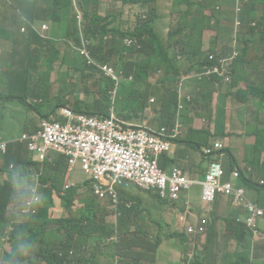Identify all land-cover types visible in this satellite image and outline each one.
<instances>
[{
  "label": "trees",
  "instance_id": "16d2710c",
  "mask_svg": "<svg viewBox=\"0 0 264 264\" xmlns=\"http://www.w3.org/2000/svg\"><path fill=\"white\" fill-rule=\"evenodd\" d=\"M78 1L81 4L79 8L83 11V21L78 18L75 9L76 0H33L32 2L0 0V44L4 45L8 42L7 44L12 48L8 58H16L18 63L23 64L26 68L25 77L32 82L27 95L22 96V100L17 98L16 105L29 104L30 100L27 101V98L30 95L43 96L46 100L58 99L61 101L60 106L70 105L75 111L85 112L88 115H109L113 105L111 91L115 82L99 68L89 66L86 57L83 64L81 56L61 55L59 51H55L54 64L60 62L61 66H67V70L60 71L57 95L52 98L49 96V90L56 86V79L52 80L53 73L43 67L42 61L51 56V50L56 44L51 41H72L79 49L84 37L89 43L87 48L91 49L95 59L101 62L112 61L113 66L123 68L128 76L133 75V80H124L117 91L118 96L127 93L130 97L131 120L139 117L148 107L152 89L149 84L150 79L154 75L157 76L159 71H164L155 86L158 91L161 90L159 113L161 124L175 125L182 111L189 104L186 96L180 97L178 82L189 85L190 91L186 95L193 101L196 100V96L200 97L205 110L210 112L211 99L205 94L204 89L216 85L231 95V91L236 90L239 81L242 80L243 72L244 74L246 72L245 69L237 68L240 60L246 61L244 47L251 42V37L256 35H259V39L254 40L257 48L264 45V15L258 19L257 26L251 23L258 14H264V0H251L241 9L238 16L224 10L221 5L223 0H172V11L178 18L170 24V28L168 27L166 37L157 30L158 13L155 9L149 10L142 17L138 16L133 30H122L118 25V15L109 14L106 17L100 15L97 0ZM160 1L164 0H127L131 4L141 3L142 7ZM42 3H46V6ZM17 9L21 13L20 17L17 15ZM37 19L49 20L53 23V27L50 38H43L44 42L30 52L28 45L31 44L32 36L39 34L45 37L40 28L34 24ZM207 30L216 31L214 37L216 40L203 51L204 34ZM137 37L141 41L137 40ZM95 39L97 42L94 41ZM49 44H52V47ZM208 53L224 56L237 53L233 62L231 82H223L217 75H214L215 79L212 82H201L198 75L207 70L206 66H202L201 60H208ZM185 63L187 66L184 65ZM37 64L45 69L42 73L37 70ZM81 65H84L85 69ZM182 73L195 74L196 85L189 84L186 78L180 77ZM177 77L180 78L178 82L175 80ZM138 83L139 87H136ZM141 87L145 88L143 99L136 96L137 90ZM78 93H86L87 98L84 102L82 98H77ZM237 94L233 98L228 97V107L244 112L252 120L255 112L251 97L241 87L238 88ZM71 96L73 100L70 99ZM3 99H6L7 103H12L15 97ZM180 103L185 106L182 110L179 108ZM225 109L226 106L220 109V113H225ZM260 109L264 113V101ZM131 125L140 127L143 124ZM254 132L256 137L254 162H264V128L256 125ZM209 137L205 140L207 146L213 144V137ZM22 143L27 147L26 159ZM230 152L228 143L219 153L229 156ZM3 156V161L8 165L12 163L25 169L23 178H18L22 187L26 183L23 194L33 202H37L39 194L42 208L39 217L16 228L10 227L7 236H0V264L3 255H6L10 264H39V261H44L46 264H102L99 254L110 260L107 264H115L116 257L119 258L120 264H161L157 246L162 241L164 243L165 236L159 233L160 235L154 238L156 244L153 246L149 226L143 229L137 225L131 233L132 237H125L128 232L122 229L123 221L126 217L134 215L137 206L132 201L133 198L124 190H118L123 210L119 223L115 226L107 222L106 208L93 194L89 183L75 186L70 173H75L77 170L73 168L70 171L69 164L65 160L38 156L30 149L28 141L18 140L9 146L8 153ZM27 164H30L34 170L29 171ZM32 175L39 180L38 192L29 186ZM260 175L256 169L246 172L238 168L232 174L225 173L223 180L233 181L231 179L233 177L237 182L233 181L234 187L245 191L248 190L247 187H260L264 200V185H260L259 178L257 179ZM63 183L65 189L62 191ZM9 185V182L0 181V191L6 198H8ZM87 186L90 187L94 200H91L90 194L82 195L81 190H85ZM56 197L61 201L63 212H68L69 215L52 216L50 208L56 204ZM153 197L163 203L158 197ZM230 200L232 204L231 197ZM47 201L50 202L48 206H46ZM76 201L80 203L78 209L80 211L75 216ZM38 219H42L41 226L35 227ZM3 226H6V222L0 223V232L3 231ZM158 227L159 231L164 229L163 225ZM240 228L241 225L235 228V225L233 226L229 221L228 229L237 233L232 246L234 255L220 257L218 251L221 245H218L217 252H211L212 245L208 246L206 240L209 238L213 240L212 235L199 233L197 240H188V249L184 256L181 255V264H261L259 258L264 253H259L252 245L250 240L252 233L247 227L245 226L247 237L241 233ZM116 236L120 239L115 240ZM166 239L170 246V240ZM6 245L10 247L8 253L5 250ZM199 245H202V250L198 249ZM26 247L30 248L31 254H28ZM165 264H175L169 261L168 254L165 255Z\"/></svg>",
  "mask_w": 264,
  "mask_h": 264
},
{
  "label": "crops",
  "instance_id": "0c3cea01",
  "mask_svg": "<svg viewBox=\"0 0 264 264\" xmlns=\"http://www.w3.org/2000/svg\"><path fill=\"white\" fill-rule=\"evenodd\" d=\"M27 2H32L33 0H26ZM127 1V0H126ZM264 14H258L257 18L262 17ZM41 21V23H46L47 20H42V19H37L35 22ZM41 24V25H42ZM41 25L39 26L41 28ZM23 29V28H22ZM25 31V29H24ZM258 39L257 36L251 37V42L246 45L245 48V60H240L239 68L240 70H246L245 74L243 72V78L242 80L239 81V84L237 86L236 90L231 91V95L226 92L225 89H220L218 86H213L212 88H206L204 89L205 91L207 90H212L213 92H218L221 95L224 93L226 98H233L235 97L238 92V88H244L248 94L249 97H251V104L253 106L254 112H255V117L251 120L253 122V129L249 131V135H244L249 138L252 136L254 137V143L252 145L253 151L251 146V153L253 152V156L250 157L248 156H237L236 154L230 152V155H225L223 153H215L212 156H205L202 152V147L206 146L205 140L208 138L211 133L210 137H213V143L216 141H221V140H216V135L220 134L219 132V127L218 126L217 130L212 131L209 129H204L206 131L204 133V145L201 146L199 145L198 141H194L192 139L193 137V132H192V127L190 126V121L192 118H194V112H196V105H200V129H203L205 124L207 123V119L205 118L204 114L205 112H208L205 110L204 104L200 97L196 96V100L193 101L192 106H189L188 110L182 111L181 116L177 120L178 123L181 124V134L179 137L176 139V141L173 142V145L171 146L172 149L170 152L166 153L162 159H161V165L164 166V169L171 172L172 169L175 167L181 168L185 174H187L191 179L196 180L197 182L188 190H185L184 192L181 193L180 199L175 201L174 203H167L166 201L160 202L154 199V195H151L147 192L134 195L132 192H128L132 189L128 188L125 189L124 191L129 195V197L133 198L134 204L137 206V210L135 211L133 216L126 217V219H133V222L130 223L128 227L122 226V229L124 231L127 230L128 234L125 236L127 238L132 237L131 233L135 230L137 225H140L143 229L147 228L149 226V229L151 230V233L154 232V238L157 235H160L154 228L151 219L153 222H155L158 226L163 225L159 221H156L152 217V212L148 209L150 217L147 215L145 210L143 209V206L146 202L150 200L153 204L157 205L158 207L161 208L162 212L169 213H177L180 214V216L184 213H187L189 210L193 213V216L196 218H201L206 215V210H208V207L203 205L202 202V181L205 179V174L209 168L210 163L213 160H219L223 163L225 173H230L232 174L233 171H235L238 168H242L246 172H250L253 169H256L258 174H264V162H254L255 158V132L254 128L256 125H259V128H264V113L261 112V103L264 101V45H261L260 48H257V45L254 43V40ZM43 38L38 34V36L33 35L31 38V44L28 45L30 52L37 49L41 43H43ZM12 52V48L10 46V51L6 52L4 45L1 46L0 44V87L4 88V91L6 94H1L0 95V100L3 98H11L15 97L13 99V104L18 103V99L22 100V96L27 95V91L29 88L32 87V82L27 80L25 77V66L23 64H20L17 62L16 58H8L9 54ZM56 68H55V74L57 73L56 77V86L54 89L49 90V96L52 98L57 95V91L59 88V76H60V71H66L67 66H61L60 62L55 63ZM37 70L42 73L45 69L38 65L36 66ZM52 80L53 74H52ZM33 95H30L27 98L28 100H31L30 97ZM34 99H38L41 101L43 106H45V109L52 111V104H56V108H58L61 105L60 100H50V102H45V98L43 96L35 97L33 96ZM211 99V109L210 113L214 110L212 108V97L209 95ZM18 98V99H17ZM71 100H73V97H70ZM33 117L38 116V110H34L32 112ZM220 113V109H219ZM197 114V113H196ZM240 118H249V115L245 114L244 112L240 111ZM148 123V121H146ZM145 123V122H144ZM34 120H29L25 122L21 128V133L23 131L30 130L33 127ZM234 124V123H233ZM149 125V123H148ZM155 121L152 123L151 126L154 127ZM162 125V124H160ZM235 126V125H234ZM238 132L231 131L228 135V139L231 138L234 134H237ZM209 137V138H210ZM243 137V136H242ZM241 137V138H242ZM2 138V136H0ZM20 135L15 138H11V141L19 140ZM246 139V140H247ZM228 141V140H227ZM227 141H221L224 145L225 148L228 144ZM246 146H248V142L246 141ZM243 145V144H241ZM195 146V147H193ZM3 160L0 159V166H2ZM77 170L75 173H70V176H75L78 174L79 167L74 168ZM262 175L258 176V178L262 177ZM231 179L234 178L232 177ZM230 180V179H229ZM261 180H264L261 179ZM259 181V180H258ZM237 183L236 181H234ZM248 190V199L249 201H255V202H260L264 204V200L262 198V193H261V188H250L247 187ZM141 191V190H140ZM143 192V191H142ZM232 204L230 198L224 196V195H219L216 198V201L213 205V211L212 214L210 215V235H212L214 243L216 245V251L211 252L215 253L217 252V247L218 245H221L220 250L218 251V254L220 257H223L221 254L222 249H226L228 251H231L234 253L232 250L233 242L234 239L236 238V231H232L228 229L229 221L233 224V226L236 223V220L233 219L234 217V212H232ZM0 207V211H1ZM237 213L241 214L243 217V220L246 218V213L244 212L243 209H237ZM108 222H117L118 220L116 217L109 212L107 216ZM195 218L190 217L188 220L189 222H194ZM188 223H184L180 220L177 221L174 225L168 224L167 229H162L164 231L165 238H168L171 242L173 235L182 237L185 239V245H186V251L188 249V240L194 239L197 240V234H189L187 232V226ZM260 227L264 230V219L260 221ZM154 238L152 240H154ZM230 242V243H228ZM163 243V241H162ZM161 243V244H162ZM253 245L256 250L259 253H264V233L258 235L255 240H254ZM213 247V246H212ZM186 251L182 254V256L185 255ZM160 255V261L161 264H165V256L162 255L161 252H159ZM260 262L261 264H264V255L260 256ZM102 262L105 264L107 262V259L104 258Z\"/></svg>",
  "mask_w": 264,
  "mask_h": 264
},
{
  "label": "built area",
  "instance_id": "2783aa9c",
  "mask_svg": "<svg viewBox=\"0 0 264 264\" xmlns=\"http://www.w3.org/2000/svg\"><path fill=\"white\" fill-rule=\"evenodd\" d=\"M40 28V27H38ZM50 28L44 23L40 30L43 34ZM83 53H88L89 44L83 38ZM237 53L232 56L208 53V60L202 59V66H206L198 75L201 81H214L217 75L223 82H231L233 62ZM107 74L117 82L118 77L112 67L107 68ZM182 83V82H181ZM183 84V83H182ZM184 85V84H183ZM182 89L180 87V97ZM154 101V98L151 99ZM193 103V102H192ZM180 103V110L184 109ZM62 115L74 128L81 145L82 167L93 181L94 193L100 197L113 196V202L119 197V189H126L134 185L143 192L155 195L162 201L173 203L180 199L181 193L190 189L197 181L191 179L181 168L175 167L171 172L161 166L162 157L170 152L173 142L181 134V124L160 125L154 128L143 123L135 127L125 119L119 117L114 110L107 116L88 115L85 112L76 113L70 108H63ZM29 139L25 134L23 140ZM225 145L221 141L211 146H203L205 156H211ZM32 150H39L37 143L29 141ZM7 152V143L0 142V155ZM225 169L221 162L213 160L202 181V201L204 205H212L217 196L224 195L232 198V204L239 206L248 202L244 189H236L232 180H223ZM250 214L256 215L254 204L248 202ZM206 227L189 226V232H204Z\"/></svg>",
  "mask_w": 264,
  "mask_h": 264
},
{
  "label": "rangeland",
  "instance_id": "374dc122",
  "mask_svg": "<svg viewBox=\"0 0 264 264\" xmlns=\"http://www.w3.org/2000/svg\"><path fill=\"white\" fill-rule=\"evenodd\" d=\"M24 1V0H22ZM26 1V0H25ZM97 6L99 7V13L101 16L106 17L109 14H114L118 15V25L122 28V30L126 29H134L135 23L137 21V15L138 14H143L144 10L141 6V3L138 4H131L127 2L126 0H97ZM43 6H46V3H42ZM80 3L78 0H76L75 3V9L77 10L78 18L80 21H83L84 16H83V11L79 8ZM149 8H155L156 12L158 13V19H157V26L159 31L163 34L166 35L168 32V27L170 24L174 21L177 20V15L173 13L172 11V0H164L160 1L156 4H149ZM227 9L228 7L225 6L224 10ZM18 10L17 15L20 17L21 13ZM37 27H39L42 23L41 21L35 22L34 23ZM44 24V23H43ZM42 24V25H43ZM46 24L50 26L49 30L45 32V37L42 38H50L51 35V30L53 27V23L49 20L46 21ZM41 25V26H42ZM28 34V29H26ZM216 35V31H210L207 30L205 31L204 34V47L203 51L207 50L211 43L215 41L216 39L214 38ZM95 42L96 39L94 40ZM220 40H217L219 42ZM52 43H56L53 46V49L51 50V56L48 58H44L42 61L43 67L49 71L50 73H53V78L56 79L57 73L55 74V68L56 65L54 64V54L55 51H59L61 55H67L70 56L71 54H75L78 56H81L83 60V64H85V55L82 54L81 50L76 48L74 46V43L72 41H67V40H52ZM6 42L4 44L5 51L8 52L10 51V46ZM94 43V42H93ZM2 46V45H1ZM49 46L52 47V44H49ZM88 52L90 49H87ZM186 65V63L184 64ZM187 66V65H186ZM82 68L85 69L84 65H81ZM164 71H161L158 76L154 75L153 78L149 81V84L152 86V89L150 90V97H149V102H148V107L143 113H140L139 117H136L134 120H131L130 118V107H129V100L130 97L127 95V93L122 94L121 96H118L117 94L113 98V105L111 109H114L116 114L127 120L128 122L131 123H138V124H143L144 122L148 121L149 125L151 126L152 123L155 121L154 128H157L161 124V117H160V109H161V90H157L155 86L159 82V79L163 75ZM180 77L186 78L189 82V84L196 85V76L195 74H180ZM178 79L176 78L175 80L178 82ZM181 89V95L187 94L190 91V86L189 85H183L181 82L177 83ZM136 87H139V83L137 84ZM144 92L145 88L141 87L140 90H137L136 96L139 99L144 98ZM178 92V88H177ZM1 94H6L4 91L3 87H0V95ZM207 95H211L212 97V108L214 110L212 113L210 112H205L204 116L207 119V123L205 124L203 129H200V124L199 121L201 119L200 117V105H196V112H194V118L191 119L190 121V126L192 127V132H193V137L192 139L194 141H198L199 145L203 146L204 145V129H209L212 131L217 130L218 126L220 123H222L219 127V132L220 134L216 135V140H221V141H227L229 143V149L231 152L236 154L237 156H248L250 157L253 156V152L251 153V148L253 151V143H254V137L252 136L251 138L247 139V136L244 135H249V131L253 129V122L251 119L247 118H240V111L239 110H233L232 108L228 107L229 105V99L226 98L224 93L221 95L218 92H213L212 90H207L205 92ZM82 97L83 102L84 99L87 98L86 93H78L77 98L80 99ZM33 96L30 97V99L33 101ZM154 98V101H151V99ZM190 98L189 104L186 105L184 111L188 110L189 106H192V98ZM36 107H40L38 104H33ZM226 106L225 113H219V109H223ZM52 109H56V104H52ZM29 113L33 114L31 112V107L30 104L28 103H23L21 105H16L13 103H7L6 99H3L0 101V136L4 138H15L21 135V128L22 125L25 121L29 119ZM197 113V114H196ZM56 117H60L59 112L55 115ZM234 123V124H233ZM235 125V126H234ZM153 127V126H152ZM231 131L238 132L237 134H234L231 136V138L228 139V134L231 133ZM243 136V137H242ZM242 137V138H241ZM247 139V140H246ZM246 141L249 143L248 146H246ZM23 144V143H22ZM243 144V145H241ZM251 146V148L249 147ZM195 147V146H193ZM23 154L24 158H27V147L25 144H23ZM60 153L56 151H51L50 152V157L53 156H59ZM1 160H4V156L0 157ZM27 168L29 171H33L34 168L30 165L27 164ZM25 173V169H18L15 173V176L18 178H23L22 174ZM0 180L1 182L9 181L11 180L10 177V171L4 169L0 171ZM264 178V174L262 177L259 178V181ZM71 180H74L75 186H82L86 183H89V186L92 187V183L90 180L87 179L86 174L84 171L80 168L78 171V174L73 176ZM26 185V183H25ZM25 185L19 189V192L24 190ZM65 183L62 184V191L65 189L64 187ZM29 186L33 188V190H39L40 189V184L39 180L36 178V176L32 175L30 176V182ZM87 186L85 190H81L82 195H91V200H94V197L92 195L90 187ZM130 192H132L134 195H138L141 193H144L140 191L138 188H136L134 185L129 186ZM145 194V193H144ZM15 201L14 198L10 201L8 208L11 209L13 206V202ZM56 204L50 208L51 214L54 217H58L61 215L67 216L69 215L68 212H63V209L61 207V201L56 197ZM50 204L49 201L46 202V206ZM79 201H76V212L75 216L78 214L80 210H78L79 207ZM42 206V205H41ZM40 206V207H41ZM143 209L147 213V215L150 217L148 209L152 212V217L156 221H159L160 223L163 224V228H167L168 224L174 225L177 223L179 220L180 214L169 212V213H163L161 208L158 207L157 205L153 204L150 202H146L143 206ZM232 212H234V217L233 219L237 220L235 223V228L241 225V233L247 237V233L245 230V224L244 220L241 214L237 213V207L233 206ZM30 218L26 217H16V216H11L9 215V218L7 220L6 226H3V231L0 232V236H7L8 232L10 231V227L16 228L19 225L29 221ZM153 228L160 233L161 235H164V231H159L158 225L153 222L151 219ZM133 222V219H126L123 221V225L125 227H128L130 223ZM42 223V220L39 219L36 221L35 227H40ZM155 233H151V239L154 238ZM1 239V237H0ZM1 242V240H0ZM230 243V242H228ZM153 246H155L156 242L152 240ZM169 241L164 238V243L158 244L157 249L159 252L162 253L163 256L168 254V259L169 261L175 262V264H181V255L186 251V245H185V239L176 235H173L172 240H171V245L169 246ZM206 244L208 246H213L212 251H216V245L214 241L209 238L206 240ZM252 245H255L252 243ZM28 254H31V250L29 247H26ZM9 245L5 246V250L8 253L9 252ZM199 250H202V245L198 246ZM27 254V255H28ZM221 254L223 256H231L234 255L233 252L228 251L226 249H222ZM6 255H3L1 260L2 264H10L9 261L5 257ZM39 264H46L44 261H39Z\"/></svg>",
  "mask_w": 264,
  "mask_h": 264
},
{
  "label": "clouds",
  "instance_id": "9594fccd",
  "mask_svg": "<svg viewBox=\"0 0 264 264\" xmlns=\"http://www.w3.org/2000/svg\"><path fill=\"white\" fill-rule=\"evenodd\" d=\"M250 1L251 0H223L221 2V5L224 8H225V6L228 7V10L226 9L227 11H229L233 15L238 16L241 9L244 6H246L247 4H249ZM151 9H155V8H149V6L146 8H143L144 13L138 14L137 18H138V16H140V17L144 16ZM142 19H144V18H142ZM258 19L259 18L252 20L251 23H253L255 26H257ZM244 23H247V21L245 20ZM169 28H170V26H169ZM157 30L159 31L158 26H157ZM167 34H168V32H167ZM167 34L166 35L162 34V36L166 37ZM256 36L259 39V35H256ZM83 38H82V40H83ZM137 40H140V39L137 37ZM87 46H86V49H89V48H87ZM79 49L81 50V52L83 51V41H82V46L79 47ZM82 54L85 55V57L87 59V64L89 66H94V67L99 68L102 71V73H104L107 77H109L111 80H113L107 74V68L112 67L113 73L118 77V81L121 79V81L119 82L118 85H117V82L113 80L115 82V86H114V89L111 91L112 98L115 97V95L117 94V91H118V87L121 85V83L124 80H127V79L133 80V75L128 76L126 74V71L123 68H118V67L113 66L112 61H102L101 62V61L95 59L92 55L91 49L87 54L83 53V52H82ZM160 72L161 71H159V73ZM159 73H158V75H159ZM204 81H209V80H204ZM201 82H203V81H201ZM45 102H50V100H45ZM29 104L31 107V112H33L34 110H38V116L33 117V115L31 113H29V119L27 121L34 120L33 127L30 130L23 131L21 133L18 141H20V142L28 141V144H29L30 140L34 141L35 143H37L39 150H33V151H35V153L38 156L50 157V152L56 151V152L60 153V155L59 156H53V157L54 158H61V159L65 160L69 164L70 171H72V169L76 168V167H79L84 171V169L82 167L81 145H80V142L78 141L77 132L74 130V128L68 122L67 118H65L62 115V109L63 108H70L71 110H73L76 113H80V112L75 111L70 105L59 106L58 108L52 109V111H49V110L45 109V106H43L41 101L38 99H34L33 101L30 100ZM33 104H38V105H40V107H36ZM111 110H114V109H111ZM58 112H59L60 117L55 116ZM91 115H96V114H91ZM27 121H25V122H27ZM128 123H131V122H128ZM25 134L29 135V139L23 140V136ZM0 142H6L7 143V152L5 153V154H7L9 151V146L14 141H11V139H9V138L2 137V138H0ZM224 148H225V146L222 149L216 151L215 153H219ZM5 154H1L0 157H2ZM219 162H221V161H219ZM20 168L22 169L23 167H21V166L17 167L12 163L10 165H8V163H5V161H3L2 166H0V170L6 169V170L10 171V177H11V180L6 181V182L10 183L9 189L7 190L8 198H6L4 193H2L0 191V207L2 208L0 211V223L1 224L5 223V222L7 223L9 215L16 216V217L30 218V220L25 222V223H29L34 218L39 217V215H40L41 208H42V206H41L42 200H41L40 195L38 194L37 202H33L32 200H29L25 196V194H23V190L19 192V189L22 188V185L20 184L18 177L15 176V173ZM84 173L86 174L85 171H84ZM23 174H25V173H23ZM86 176H87V179L90 180V182L92 183V187L91 186L90 187L93 191V194L98 198V201L106 208V211H107L106 219H107V216L110 212L118 220L120 217L121 211L123 210L122 202L119 199V197H118V200L116 202H113V200H112L113 196H107L105 198L98 197L94 193L93 181L89 178L88 174H86ZM258 183L260 185H264V180H260V181H258ZM68 185H70V184H68ZM122 190H125V189H122ZM34 191L38 192L37 190H34ZM151 195H153V194H151ZM245 196H246L248 202H251L252 204L255 205L256 210H257L256 215L252 216L250 214L248 202H244L241 205L236 206V207H237V209H243L244 212L246 213V218L244 219V224L247 227L248 231L250 233H252V237L250 238V240L254 244L255 238L258 235L264 233V230L260 227V221L262 219H264V204H262L260 202L249 201L247 191H245ZM12 198H14L15 201L13 202V204H12L13 206L11 207V209H9L8 205H9L10 201L12 200ZM228 198H230V197H228ZM166 202L171 203L168 201H166ZM129 205L130 204L128 203L127 206H129ZM203 205H204V203H203ZM213 205L214 204L204 205V206L208 207V210H206V215L201 217V218L194 217L193 213L190 210L187 213H184L180 216V220L184 223H188V220L190 217L195 218L194 222L188 223L187 232L189 234L203 233V234H209L210 235V228H209V226H210V215L212 214V211H213ZM232 206H234V205L232 204ZM107 222H108V219H107ZM236 222H237V220H236ZM25 223H23V224H25ZM108 223L117 226L119 221L111 222V223L108 222ZM201 223L204 224L206 227V230L204 232H189L188 231L189 226L198 227V225ZM119 239H120L119 237H117V236L115 237V240H119ZM99 258L102 262V260L106 257L102 254H99ZM106 259H107V262L105 264H107L110 261L108 258H106ZM114 262H115V264H120L119 258L116 257ZM102 264H104V263L102 262Z\"/></svg>",
  "mask_w": 264,
  "mask_h": 264
}]
</instances>
